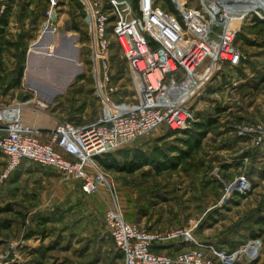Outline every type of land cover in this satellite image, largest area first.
<instances>
[{
    "label": "rangeland",
    "instance_id": "374dc122",
    "mask_svg": "<svg viewBox=\"0 0 264 264\" xmlns=\"http://www.w3.org/2000/svg\"><path fill=\"white\" fill-rule=\"evenodd\" d=\"M182 1L188 9L205 7L219 41L223 19L211 14L205 0ZM213 1L235 14L240 62L224 64L195 103L200 109L186 129L159 128L129 146L141 148L150 164L133 172L105 169L111 187L84 194L72 178L28 160L1 180L6 158L0 152V264H108L111 258L119 264L122 252L105 222L115 200L131 222L154 231L193 228L198 242L227 253L258 240L260 254H241L236 264H264V226L257 222L264 217V0ZM156 4L169 10L167 0ZM48 21L55 30L44 26ZM91 31L80 0H0V103L25 104L34 93L31 104L62 121L94 120L101 103ZM110 37L114 81L121 96L131 97L123 52ZM52 45L53 52L44 49ZM241 178L249 184L244 191Z\"/></svg>",
    "mask_w": 264,
    "mask_h": 264
},
{
    "label": "built area",
    "instance_id": "2783aa9c",
    "mask_svg": "<svg viewBox=\"0 0 264 264\" xmlns=\"http://www.w3.org/2000/svg\"><path fill=\"white\" fill-rule=\"evenodd\" d=\"M80 1L92 28L100 113L86 123L61 121L42 140V131L22 120L23 103L0 105V152L6 158L1 180L28 160L79 181L87 194L100 185L111 187L99 156L129 147L159 128L186 129L200 109V102L195 103L212 87L224 64L233 68L240 62L239 51L226 56L217 51L218 31L205 17V7L188 9L184 1L174 0L176 14L158 6L156 0H106L107 7L102 0ZM50 24L44 26L55 30ZM110 35L123 52L131 97L121 96L114 81ZM44 49L54 50L53 45ZM238 186L244 191L249 184L241 178ZM105 222L123 254V264H236L241 254L254 259L261 249L260 242L252 240L243 251L227 253L198 242L193 228L152 231L129 221L116 200L106 210ZM172 242L187 245L175 254L154 251V246Z\"/></svg>",
    "mask_w": 264,
    "mask_h": 264
},
{
    "label": "crops",
    "instance_id": "0c3cea01",
    "mask_svg": "<svg viewBox=\"0 0 264 264\" xmlns=\"http://www.w3.org/2000/svg\"><path fill=\"white\" fill-rule=\"evenodd\" d=\"M41 31L39 30V35L38 36H34L32 40H34L35 42L37 41L38 38H40ZM76 36L75 34H69L68 37H73ZM33 42V41H32ZM33 42V43H35ZM45 42V40H43V43ZM67 42H69V40H67ZM31 53V51H30ZM36 55L35 58L37 61H39L40 63L45 60V58L43 56H40L39 54H34ZM39 63V64H40ZM25 85L22 84L21 87L23 88ZM25 90H30L29 88ZM33 97H31L28 101H26L27 103H25L22 107L21 110V117L22 120L39 129L40 131H42L41 135L39 136L40 139L42 140H46L48 139V134L47 132H49L50 130H52L59 122L62 121L61 117L58 115H55L54 113H50V111L48 110H43L41 108H39L37 105L35 104H31L33 103V101L36 100V95L33 93ZM14 101L16 102L17 99L13 100L12 103H14ZM0 105H6V104H2L0 103ZM73 179V178H72ZM75 180V179H73ZM80 188H81V184L79 181L75 180ZM82 190V188H81ZM83 192V191H82ZM84 194H87L85 192H83ZM173 229V228H170ZM168 229V230H170ZM152 230V229H150ZM166 230V231H168ZM154 231V230H152ZM156 231V230H155ZM157 232H165V231H157ZM116 245V244H115ZM184 248V244L181 242H172V243H168V244H159L156 245L154 247V249L160 253H169V254H175L178 253L179 251H181ZM118 249V247H117ZM116 261H121L119 264H123L124 262V258H123V254L122 256H117ZM117 264V262H115V260H112V258L108 261V264Z\"/></svg>",
    "mask_w": 264,
    "mask_h": 264
},
{
    "label": "trees",
    "instance_id": "16d2710c",
    "mask_svg": "<svg viewBox=\"0 0 264 264\" xmlns=\"http://www.w3.org/2000/svg\"><path fill=\"white\" fill-rule=\"evenodd\" d=\"M167 2L169 3V11H175L174 6L171 4L170 0H167ZM81 3V1H80ZM82 5V3H81ZM83 8V5H82ZM84 14L85 10L83 9ZM112 19V17H111ZM4 22V20H3ZM118 43V42H117ZM119 46V44H118ZM110 47H111V43H110ZM120 48V46H119ZM125 59V58H124ZM126 63V61H125ZM128 72V67L126 64V73ZM23 76V71L20 69L19 70V75H18V83H20V80ZM113 78L115 79V76H113ZM177 131V130H175ZM121 157V158H120ZM99 163L108 170H123V171H127V172H133L136 171L140 168H142L143 166L150 164V157L141 149V148H122L119 149L115 152H111V153H107L103 156H99L98 158ZM119 159H126L124 162L120 163ZM257 222L261 225L264 226V217L261 216L258 218ZM254 235V234H253ZM255 236V235H254ZM155 247V246H154ZM154 251H156L154 249ZM158 252V251H156Z\"/></svg>",
    "mask_w": 264,
    "mask_h": 264
},
{
    "label": "bare ground",
    "instance_id": "6f19581e",
    "mask_svg": "<svg viewBox=\"0 0 264 264\" xmlns=\"http://www.w3.org/2000/svg\"><path fill=\"white\" fill-rule=\"evenodd\" d=\"M250 2V3H255L257 2V0H239V1H235V4H238L240 2ZM205 4L206 6L210 9V12L212 15L222 18L223 22L221 25V35L219 38V46L216 47L218 52L223 51L226 55H233V53H235L236 51H238V49L234 46V33L237 31L236 29V23L234 20V16L235 14L232 13L229 9L228 12H223L221 7L219 5H217L213 0H205ZM224 17V18H223ZM232 29L234 31L233 36H227L228 31ZM224 37H229L230 39H232V43L229 42L228 40L224 39ZM214 51V50H213ZM44 107V106H43Z\"/></svg>",
    "mask_w": 264,
    "mask_h": 264
},
{
    "label": "water",
    "instance_id": "95a60500",
    "mask_svg": "<svg viewBox=\"0 0 264 264\" xmlns=\"http://www.w3.org/2000/svg\"><path fill=\"white\" fill-rule=\"evenodd\" d=\"M53 17H54V15H53Z\"/></svg>",
    "mask_w": 264,
    "mask_h": 264
}]
</instances>
